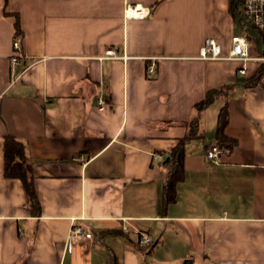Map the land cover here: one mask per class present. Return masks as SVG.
<instances>
[{
  "label": "crops",
  "instance_id": "crops-1",
  "mask_svg": "<svg viewBox=\"0 0 264 264\" xmlns=\"http://www.w3.org/2000/svg\"><path fill=\"white\" fill-rule=\"evenodd\" d=\"M156 1L0 0V264H264V73L245 86L264 61L250 45L245 62L199 57L206 37L226 53L247 34L235 0ZM127 2L150 13L124 19ZM225 83L213 128L226 103L235 145L213 162V140H191L163 206L153 154L165 156L193 104ZM4 135L25 141L38 215L20 181L2 175ZM72 222L91 237L69 243Z\"/></svg>",
  "mask_w": 264,
  "mask_h": 264
},
{
  "label": "trees",
  "instance_id": "trees-1",
  "mask_svg": "<svg viewBox=\"0 0 264 264\" xmlns=\"http://www.w3.org/2000/svg\"><path fill=\"white\" fill-rule=\"evenodd\" d=\"M160 0H157L159 2ZM240 2L242 0H239ZM235 2L231 1L230 10H234ZM16 31H19L18 20L15 22ZM264 73V67L257 68L253 76L245 83V86L257 84ZM230 84L225 83L215 87H210L205 91L203 98L193 104L194 114L185 122V132L183 136L175 139L174 143L167 149L166 155L161 160L165 169V179L162 184V204L167 205L175 199V185L183 179L184 167L183 161L187 153V144L193 139L205 137L204 131L200 125V112L206 108L216 97L227 96ZM228 122V113L226 103L220 106L216 118L214 129L213 144L220 147L232 148L236 139L227 135L224 131ZM210 145L209 147H211ZM32 160L27 154L25 141L12 136L4 135L2 138V175L5 178H15L20 181L28 198L29 209L35 214L40 213V204L33 187V174L31 170ZM156 243L153 242L149 250Z\"/></svg>",
  "mask_w": 264,
  "mask_h": 264
},
{
  "label": "built area",
  "instance_id": "built-area-1",
  "mask_svg": "<svg viewBox=\"0 0 264 264\" xmlns=\"http://www.w3.org/2000/svg\"><path fill=\"white\" fill-rule=\"evenodd\" d=\"M149 13L150 9L148 6L127 2L125 3L123 10V17L124 19L144 18L148 16ZM239 14L242 23L248 24L260 37L263 46V55L254 58L264 61V0H242ZM19 41L20 37L15 36L12 42L13 52L11 56V64L13 66L16 63L17 56L19 55L17 52L19 50ZM249 45L250 39L248 34H234L230 38V47L228 51L223 53L222 48L217 41L211 37H206L199 49V57L204 59H229L245 62L251 59L248 54ZM104 54L109 57H116L117 55L115 50L112 48L106 49ZM155 72V58L152 57L149 59L147 64L146 74L148 76H153ZM238 72L245 73L244 66H240ZM99 103L103 105L104 101L99 99ZM227 151L228 148L212 145L207 149L206 156L213 162H219L221 155ZM162 158H164V155L161 153L153 154V159L155 160ZM89 237H91V232L84 226L75 222L71 223L67 236L69 243L73 240ZM152 243V238L146 234L141 233L137 237V244L139 246L149 247Z\"/></svg>",
  "mask_w": 264,
  "mask_h": 264
},
{
  "label": "rangeland",
  "instance_id": "rangeland-1",
  "mask_svg": "<svg viewBox=\"0 0 264 264\" xmlns=\"http://www.w3.org/2000/svg\"><path fill=\"white\" fill-rule=\"evenodd\" d=\"M235 1H236V6L238 7V9H240V1L238 0H235ZM237 11H236V14H238ZM243 26L245 27L244 31H246L249 36L250 46H253L254 48L253 55L260 56L263 49H262V44H261L258 34L248 24H243ZM218 104H219L218 100L214 101L212 102L210 107H208V109L206 110L205 117L203 118L204 120L203 129H204L205 137H204V140L200 141L201 145L213 140L212 135L214 132L213 127H214V117H215V112H216L215 109H217ZM195 140L197 141L198 139H195Z\"/></svg>",
  "mask_w": 264,
  "mask_h": 264
}]
</instances>
